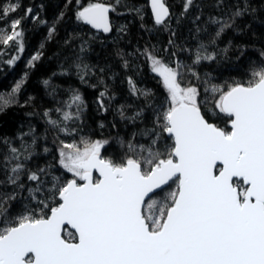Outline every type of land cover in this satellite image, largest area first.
Returning a JSON list of instances; mask_svg holds the SVG:
<instances>
[{"label": "snow or ice", "instance_id": "obj_1", "mask_svg": "<svg viewBox=\"0 0 264 264\" xmlns=\"http://www.w3.org/2000/svg\"><path fill=\"white\" fill-rule=\"evenodd\" d=\"M47 7L0 0V63L24 53L26 22L44 28L27 69L55 43L59 75L102 86L95 112L114 113L116 131L101 120L95 137L80 89L51 77L48 106L21 103L29 71L0 91V114L43 122L0 135V264H264V0H181L178 13L167 0H62L50 19ZM113 13L134 15L149 40L132 46ZM160 32L166 44L151 43ZM95 44L103 64L89 63ZM144 67L155 88L135 78Z\"/></svg>", "mask_w": 264, "mask_h": 264}, {"label": "trees", "instance_id": "obj_2", "mask_svg": "<svg viewBox=\"0 0 264 264\" xmlns=\"http://www.w3.org/2000/svg\"><path fill=\"white\" fill-rule=\"evenodd\" d=\"M33 2L39 3L40 0H21V3L23 5H32ZM126 2L129 5H135L137 7H146V1L145 0H126ZM45 3L47 4V11L44 13L46 18H51L52 14L57 11V5L62 4V0H45ZM167 3L171 6L172 11L174 13H178L180 10L181 0H167ZM122 11H125L126 9H121ZM113 18L116 19V22L118 24H127L128 25V31L129 35L127 37L128 40L132 41V46L136 44L137 41L141 45L145 43V41L149 40V35L147 32L144 31L140 27L141 21L138 18L134 19V15H128L125 14L124 16L117 17L115 13L112 14ZM144 23L147 28L153 27V20L150 16L149 8L147 9V14L145 15ZM175 27V25H173ZM190 25L185 24L181 26L180 33L183 37L188 36V29ZM254 28L257 31L264 30V26H262L259 22H256L254 24ZM63 30H61L60 35L62 36ZM46 35V30L44 28H38L32 25L30 22H26L25 24V51L21 54L20 59L17 61V64L14 67H9L5 64L0 63V91H5L10 89L12 86L14 80L19 79L21 76L24 75L25 71H29V77L27 80V83L24 86V90L21 93V103L29 95L36 96L38 100H43L45 106H48L50 103V100L45 94V89L41 83L43 79H47L49 77L52 78L53 85H60L61 88H67L69 85L73 87H77L80 89L82 94L84 95L85 100L87 101L89 105V112L87 114V120L86 123L90 125L91 129H95V137L99 138L101 134V129L98 127V124L101 120L104 121L106 127L103 130V133L105 136L108 135L109 131L115 132V129H110L108 125L113 120V115L109 114L107 118H105L102 115H97L95 112V99L99 94V91L103 90L102 86H99L97 88L89 87L88 84H81L79 79L73 74L71 76H61L59 75L61 69L59 67V63H63V59L61 58L59 61L57 58L53 57V53L57 50V45L55 43H49L46 45L45 49H43V58L42 60L37 64L36 69L34 70H28L27 69V61L30 59L32 55H34L39 49V44L43 37ZM167 33L166 32H160V33H153L151 37V43L157 44V41L166 44L167 41ZM141 36H143V39H140ZM228 37L225 38V40ZM243 39L241 37H238L237 40ZM122 47H126L128 51H132V46L126 45L124 41L121 42ZM221 47L226 46L225 43H221ZM159 47V45H158ZM95 51L100 52L101 56L98 58L95 54H92L89 57V63L95 65L99 59L100 63L103 64V52L100 48L99 44L94 45ZM0 51H4L2 48H0ZM15 55V53H12ZM253 58L258 57V53L252 52L251 50L248 53ZM53 57V58H50ZM112 64L114 65L115 71H122L119 69L118 66H116V61L114 58L111 60ZM143 66V60L141 59L139 62ZM210 69H203V71H208ZM225 74L226 73V70ZM57 73L58 75L53 76V73ZM215 75V73H214ZM150 73L148 72V69L144 67V71L141 75H137L135 78L138 81H142L140 84L141 87L148 86V87H156V83L154 80L150 79ZM89 83L95 84L96 79L93 77ZM110 85H112V81H108ZM127 83L123 82L121 83L119 80H117L115 85V93L117 96V99L120 103L125 102V98L127 97ZM24 109L20 108H12L9 109L6 113L0 114V135H12L16 131L20 129L21 123H25L24 130H27L26 122H31L34 125H36L40 131H43V122L38 117H26L24 116ZM118 119V117H117ZM90 128H85V132H88ZM128 130H131V125L128 126ZM121 134H123V125H121Z\"/></svg>", "mask_w": 264, "mask_h": 264}, {"label": "water", "instance_id": "obj_3", "mask_svg": "<svg viewBox=\"0 0 264 264\" xmlns=\"http://www.w3.org/2000/svg\"><path fill=\"white\" fill-rule=\"evenodd\" d=\"M146 1V0H145ZM149 11H150V8H149Z\"/></svg>", "mask_w": 264, "mask_h": 264}]
</instances>
